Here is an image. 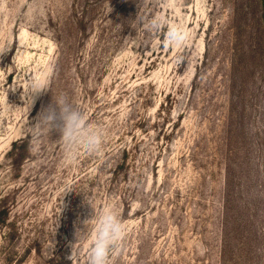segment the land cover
Masks as SVG:
<instances>
[{
  "label": "rangeland",
  "instance_id": "obj_1",
  "mask_svg": "<svg viewBox=\"0 0 264 264\" xmlns=\"http://www.w3.org/2000/svg\"><path fill=\"white\" fill-rule=\"evenodd\" d=\"M156 16L187 43L163 47ZM0 47V264H88L106 207L108 264H264V0H0ZM29 79L48 89L27 111ZM61 94L103 160L32 139Z\"/></svg>",
  "mask_w": 264,
  "mask_h": 264
},
{
  "label": "clouds",
  "instance_id": "obj_2",
  "mask_svg": "<svg viewBox=\"0 0 264 264\" xmlns=\"http://www.w3.org/2000/svg\"><path fill=\"white\" fill-rule=\"evenodd\" d=\"M145 30L150 34L163 33L162 46L166 48L183 47L190 39V33L179 24H169L163 16H156L150 19ZM7 47H0V54L6 51ZM183 56L176 57V63L184 62ZM22 99H24L27 111H30L40 96L48 89L37 80L29 79L26 87L23 88ZM29 133L34 141L41 140L45 135L51 136L53 132L59 135L65 154L72 160L75 153L80 149L104 159L102 150L105 133L94 123L86 119L85 113L66 94L53 96L52 103L41 106V109L34 117V122L28 126ZM74 186L68 183L63 194L74 190ZM95 239L89 249L88 264H108L109 258L117 244L124 239L125 226L117 212L106 207L98 216H95ZM76 258L73 249L69 257L72 261Z\"/></svg>",
  "mask_w": 264,
  "mask_h": 264
},
{
  "label": "trees",
  "instance_id": "obj_3",
  "mask_svg": "<svg viewBox=\"0 0 264 264\" xmlns=\"http://www.w3.org/2000/svg\"><path fill=\"white\" fill-rule=\"evenodd\" d=\"M21 141H24L25 142L26 140H21ZM15 144H17V142H15Z\"/></svg>",
  "mask_w": 264,
  "mask_h": 264
}]
</instances>
